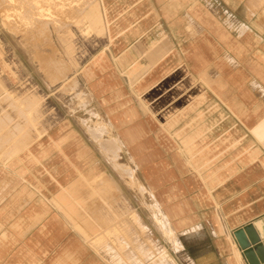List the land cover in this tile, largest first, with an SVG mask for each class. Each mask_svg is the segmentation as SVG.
Wrapping results in <instances>:
<instances>
[{
  "label": "rangeland",
  "instance_id": "1",
  "mask_svg": "<svg viewBox=\"0 0 264 264\" xmlns=\"http://www.w3.org/2000/svg\"><path fill=\"white\" fill-rule=\"evenodd\" d=\"M210 22L223 35L264 36V0H0V160L21 157L40 180L57 183L58 210L90 246L92 264H159V248L168 264H185L165 225L190 257L212 245L207 234L178 235V220H167L187 204L180 174L165 172L174 137L161 127L155 134L128 86L162 44L167 52L179 36H202ZM130 51L135 60L120 57ZM257 90L256 119L264 113ZM224 122L215 125L220 135Z\"/></svg>",
  "mask_w": 264,
  "mask_h": 264
},
{
  "label": "crops",
  "instance_id": "2",
  "mask_svg": "<svg viewBox=\"0 0 264 264\" xmlns=\"http://www.w3.org/2000/svg\"><path fill=\"white\" fill-rule=\"evenodd\" d=\"M202 29L196 38L179 36L172 48L166 42L167 52L162 44L149 67L148 61L132 69L130 76L137 77L128 86L155 134L161 127L174 137L173 149L165 153L171 158L165 172L170 178L180 174L178 186L187 204L181 199L179 211L175 216L168 211L167 220H178L175 232L182 237L207 234L212 240L210 248H196L190 257L173 233L178 242L173 252L185 253V264H264V113L257 119L251 113L258 103L254 90L260 88L264 102V69L259 70L264 68V36H227L207 23ZM128 53L120 57L135 60ZM220 109L226 112L222 121ZM223 121L229 131L220 135L215 125ZM28 167L21 157L0 160V264H92L90 246L77 239L58 210L64 205L51 192L58 190L57 183L40 180ZM50 171L58 167L52 164ZM69 185L74 182L62 188ZM157 251L158 263L168 264L166 252Z\"/></svg>",
  "mask_w": 264,
  "mask_h": 264
},
{
  "label": "bare ground",
  "instance_id": "3",
  "mask_svg": "<svg viewBox=\"0 0 264 264\" xmlns=\"http://www.w3.org/2000/svg\"><path fill=\"white\" fill-rule=\"evenodd\" d=\"M23 6V5H22ZM27 8V7H26ZM32 9V8H31ZM22 10V9H21ZM32 11V10H31ZM22 12H23V10H22ZM23 14V13H22ZM22 25V24H21ZM9 156V155H8ZM120 168V167H119ZM101 182V181H100ZM103 182V181H102ZM101 182V183H102ZM164 225H165V222H164ZM165 227V229H164V233H165V235L167 236V237H169L170 238V241H171V243H172V246L174 247V248H177L178 246V242L176 241V240H174L173 239V230L170 228L169 230H167V228H166V225L164 226ZM179 247H180V245H179ZM235 254H236V258H237V260L239 261L240 259H239V257H241V256H239L240 254L238 253V251L235 249ZM117 259V258H116ZM116 261V260H115ZM118 262H119V259L117 260ZM241 261V260H240ZM239 261V262H240Z\"/></svg>",
  "mask_w": 264,
  "mask_h": 264
}]
</instances>
